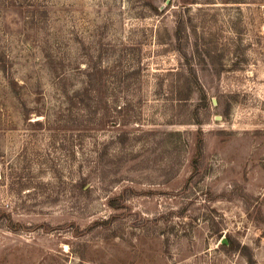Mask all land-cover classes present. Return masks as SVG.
<instances>
[{"label": "rangeland", "instance_id": "rangeland-1", "mask_svg": "<svg viewBox=\"0 0 264 264\" xmlns=\"http://www.w3.org/2000/svg\"><path fill=\"white\" fill-rule=\"evenodd\" d=\"M0 264H264V0H0Z\"/></svg>", "mask_w": 264, "mask_h": 264}, {"label": "trees", "instance_id": "trees-1", "mask_svg": "<svg viewBox=\"0 0 264 264\" xmlns=\"http://www.w3.org/2000/svg\"><path fill=\"white\" fill-rule=\"evenodd\" d=\"M202 99H206V94H205V92L202 94Z\"/></svg>", "mask_w": 264, "mask_h": 264}]
</instances>
